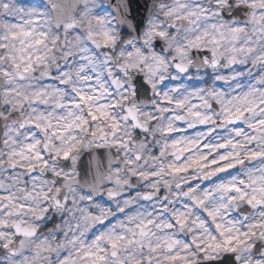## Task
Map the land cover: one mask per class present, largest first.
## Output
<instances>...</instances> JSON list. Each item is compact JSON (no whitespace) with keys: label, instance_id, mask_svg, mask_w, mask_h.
Listing matches in <instances>:
<instances>
[{"label":"snow or ice","instance_id":"1","mask_svg":"<svg viewBox=\"0 0 264 264\" xmlns=\"http://www.w3.org/2000/svg\"><path fill=\"white\" fill-rule=\"evenodd\" d=\"M0 0V264H264V0Z\"/></svg>","mask_w":264,"mask_h":264},{"label":"water","instance_id":"2","mask_svg":"<svg viewBox=\"0 0 264 264\" xmlns=\"http://www.w3.org/2000/svg\"><path fill=\"white\" fill-rule=\"evenodd\" d=\"M134 2L139 5V14L146 15V6H150L151 0H134Z\"/></svg>","mask_w":264,"mask_h":264},{"label":"rangeland","instance_id":"3","mask_svg":"<svg viewBox=\"0 0 264 264\" xmlns=\"http://www.w3.org/2000/svg\"><path fill=\"white\" fill-rule=\"evenodd\" d=\"M20 2L23 4H28V3L32 2V0H20Z\"/></svg>","mask_w":264,"mask_h":264}]
</instances>
